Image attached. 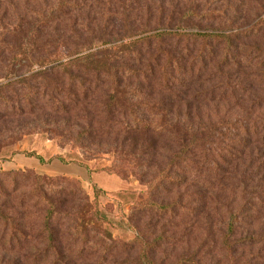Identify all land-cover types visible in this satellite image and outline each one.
Returning a JSON list of instances; mask_svg holds the SVG:
<instances>
[{"label": "rangeland", "instance_id": "1", "mask_svg": "<svg viewBox=\"0 0 264 264\" xmlns=\"http://www.w3.org/2000/svg\"><path fill=\"white\" fill-rule=\"evenodd\" d=\"M58 1L0 0V206L17 235L12 243L0 238V264H264V62L253 58H264V0H71L70 15L57 11ZM162 32L235 34L231 59L223 63L224 43L209 42L214 52L201 59L200 41L175 35L116 53ZM166 55L177 80L170 93H161L156 64ZM75 56L121 60L114 66L153 64L152 75L127 73L119 80L150 132L167 117L200 124L212 135L206 157L195 156L205 182L189 180L171 192L163 183L152 195L179 198L174 214L146 209L144 180L151 177H140L150 158V176L163 169L174 147L153 132L124 135L104 127L99 91L68 101L70 82L54 65ZM84 68L74 74L87 86L107 82ZM157 103L168 105L151 108ZM35 174L64 175L70 184H42ZM77 183L84 199L70 194ZM42 193L56 204L59 256L37 236L44 212L33 205ZM230 212L241 214L229 238L232 251L223 243ZM70 228L85 231V239L69 236ZM249 235L255 240L241 241Z\"/></svg>", "mask_w": 264, "mask_h": 264}, {"label": "trees", "instance_id": "2", "mask_svg": "<svg viewBox=\"0 0 264 264\" xmlns=\"http://www.w3.org/2000/svg\"><path fill=\"white\" fill-rule=\"evenodd\" d=\"M71 0H59L57 11L61 12L65 15H70L73 10L70 8L72 7V3L69 2ZM46 21H49V19H46ZM262 23V22H261ZM260 23V24H261ZM259 25V24H258ZM250 31V30H248ZM247 33V30L244 31V33ZM166 35H175L178 37H184L187 41H192L194 45L200 41L201 47L199 49V58L204 59L207 54H212L214 52L213 48H207L209 46V42L212 43H224L225 48L223 49V63L226 62L227 59H231L232 54L230 53V49L233 47V37L235 34H229V33H200V32H178V33H170V32H162V33H156L154 35L146 36L144 38L138 39V41H133V43L126 44L127 49H121L117 48L116 53H118V56H120L122 53H127V50H132L134 48V43H144L149 44L150 39H160ZM207 48V49H206ZM264 55V54H263ZM258 62H264V58H256ZM173 57L170 55L165 58V63L161 64L158 63L156 65H159L158 69V75H159V82L157 85L159 86L158 90L161 93H170L171 88V82L177 80L174 79V76L171 74V68L174 64ZM121 60L117 61H103V62H91V60H84V58H80L78 56H75L72 60L60 62L54 67L61 69V76L64 79L69 80V94H68V101L71 99H77L79 96L85 97L87 96L88 92L93 93L95 91H99L101 93V97L103 98L102 103V111L105 114V119L103 122L104 127H109L110 129H113L112 131H115V133H123L124 135L127 134H133L138 136L140 133H152L156 134L155 139L161 138V136L167 137L168 142L174 147V150L171 152V155L169 158H167L164 161V167L163 169H160L157 171L156 174H151L149 170L151 167L155 164L154 159H148L146 161V171H143L141 174V178L146 179L147 176L151 177L149 180H144L147 184L148 189L146 190V193L149 195L148 201L146 203V209L149 208V210H162V208L166 210L172 211V214H174V208L179 206V198L174 199L171 202H164L155 200L152 195L154 193H157L162 188V184L165 183L170 187V192L175 190L179 191L181 188L185 187L187 184V181L193 180L196 183H204L205 178L203 175H207L206 171L204 172L203 166H199L197 162H195V156H205L207 155V151L203 152L206 145H209L210 143V137L212 135L208 132V134L204 133V130H202V126L199 124L196 127L188 125V121L184 120L183 122L181 120H174L173 122L169 120L167 117L161 118L155 126H153V131L150 132L149 129L152 128V126L143 120L139 113L135 112V108L132 109V107L128 104V98L127 93L125 90H127L122 82H119L125 76L127 73H134V74H145L147 75V72L152 75V65L148 62H139L140 66L137 64V66L132 65L128 66L126 64H123L120 62L117 66H114L115 63H119ZM155 63V62H154ZM85 67L84 71L86 69L92 74V76L95 78L96 81H101L102 79L106 80L107 82H94L92 83V86H87L85 83V80L83 77L80 76V74L76 73L74 74V69L76 71H79V67ZM75 67V68H74ZM135 67V68H134ZM140 67V68H138ZM193 67V65H192ZM89 68V69H88ZM150 68V69H149ZM53 69V68H52ZM78 83V84H77ZM76 90V94L74 93ZM72 101V100H71ZM62 104L59 103V105ZM264 104V103H263ZM142 105V104H141ZM164 107L168 105V103H157L153 104L151 108L154 106H160ZM144 106V104H143ZM141 106V107H143ZM140 108V107H138ZM72 109V108H71ZM118 118V119H115ZM257 124L254 123V127H256ZM91 126L88 124V127ZM257 128V127H256ZM89 129H83L82 135H88ZM258 132L259 129L257 128ZM155 132V133H154ZM261 132L263 133L262 143L264 144V118H262V128ZM135 136V137H136ZM200 154V155H199ZM36 155V154H31ZM38 156V155H37ZM62 159V158H61ZM216 165V164H214ZM188 166V168H186ZM209 172L211 170H208ZM31 172L28 171V173ZM118 174H122L123 176L126 175L125 172L121 170H115ZM17 174L18 171H15L14 174ZM203 173V175H202ZM211 173V172H210ZM13 174V173H12ZM214 176L217 177V173H214ZM202 177V178H201ZM36 180L47 181V184H50L52 180H58L59 184L65 185L70 184V178L61 175L56 177H51L48 175L43 174H35ZM216 179V178H215ZM238 187H243L241 183L237 185ZM185 189V188H184ZM98 189L94 188L95 195L98 194ZM70 194H72V197L76 196L77 199L85 198L86 193L85 191L80 188V185L77 183V187H73V190H71ZM38 205L42 206L44 215L39 219L38 223V233L37 236L43 240L45 243V250L51 251L52 255H60L61 247L59 246V232L57 230L56 225V204L48 197L47 193H42L41 201L39 203H36L33 205V207H36ZM80 206V204L74 203L72 205V208L76 211V209ZM25 208V205L23 206ZM26 210V209H25ZM27 211V210H26ZM259 211V209L255 210ZM28 212V211H27ZM97 216L101 215V212L96 210L94 212ZM239 213L237 212H230L229 214V220L226 226V233L223 236V243L227 246L228 251H232L231 244H229V238L236 235L237 230L239 229ZM11 225H16L14 223V220L10 213L3 212V208L0 206V238L12 243L14 241V238L17 236L13 232L15 230L14 227ZM11 231V234L9 232ZM73 231V232H72ZM85 231H81V229L78 228H70V233L68 234L74 239L81 238L82 240L85 239ZM20 233L25 236V230L22 229ZM255 240L254 236H243L241 238L242 242H251ZM38 249V248H37ZM37 249L35 250V253L37 252ZM39 254H36V256L33 258V260L37 259ZM145 255V252H142L141 257ZM55 262V261H54ZM146 262H150V259ZM33 264H37L33 262Z\"/></svg>", "mask_w": 264, "mask_h": 264}, {"label": "crops", "instance_id": "3", "mask_svg": "<svg viewBox=\"0 0 264 264\" xmlns=\"http://www.w3.org/2000/svg\"><path fill=\"white\" fill-rule=\"evenodd\" d=\"M71 170V171H70ZM69 171H64V172H72V171H76L77 169H75V168H72V169H70Z\"/></svg>", "mask_w": 264, "mask_h": 264}]
</instances>
